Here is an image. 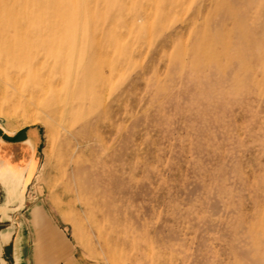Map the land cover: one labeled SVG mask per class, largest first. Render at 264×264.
Segmentation results:
<instances>
[{
    "label": "rangeland",
    "instance_id": "374dc122",
    "mask_svg": "<svg viewBox=\"0 0 264 264\" xmlns=\"http://www.w3.org/2000/svg\"><path fill=\"white\" fill-rule=\"evenodd\" d=\"M8 1L35 64H0V125L43 129L28 190L61 237L25 214L27 250L264 264V0Z\"/></svg>",
    "mask_w": 264,
    "mask_h": 264
},
{
    "label": "crops",
    "instance_id": "0c3cea01",
    "mask_svg": "<svg viewBox=\"0 0 264 264\" xmlns=\"http://www.w3.org/2000/svg\"><path fill=\"white\" fill-rule=\"evenodd\" d=\"M43 148L41 127L10 132L0 125V205H35L20 211L12 206V216L8 219L0 211V264H41V248L27 250L28 241L22 227L25 214L31 217L35 230L44 238L61 239L28 190L40 170Z\"/></svg>",
    "mask_w": 264,
    "mask_h": 264
},
{
    "label": "bare ground",
    "instance_id": "6f19581e",
    "mask_svg": "<svg viewBox=\"0 0 264 264\" xmlns=\"http://www.w3.org/2000/svg\"><path fill=\"white\" fill-rule=\"evenodd\" d=\"M15 2L17 4L19 1ZM11 5L8 0H0V64L6 66L17 64L31 69L35 64V55L32 50L35 32L30 33L26 30L27 28L22 24L21 14L14 12L17 9L13 10ZM27 42L32 43V47Z\"/></svg>",
    "mask_w": 264,
    "mask_h": 264
}]
</instances>
